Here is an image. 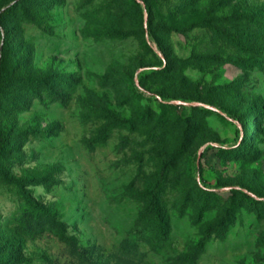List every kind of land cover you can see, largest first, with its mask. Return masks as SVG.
Wrapping results in <instances>:
<instances>
[{
    "label": "rangeland",
    "instance_id": "rangeland-1",
    "mask_svg": "<svg viewBox=\"0 0 264 264\" xmlns=\"http://www.w3.org/2000/svg\"><path fill=\"white\" fill-rule=\"evenodd\" d=\"M0 60V264H264V0H0Z\"/></svg>",
    "mask_w": 264,
    "mask_h": 264
},
{
    "label": "trees",
    "instance_id": "trees-1",
    "mask_svg": "<svg viewBox=\"0 0 264 264\" xmlns=\"http://www.w3.org/2000/svg\"><path fill=\"white\" fill-rule=\"evenodd\" d=\"M6 42H7V38H5V44L3 45V49L6 46ZM2 62V61H1ZM8 77L7 78H2L1 82H0V87H2V85L6 84V82H8ZM4 146V138L2 136H0V150L2 149V147Z\"/></svg>",
    "mask_w": 264,
    "mask_h": 264
},
{
    "label": "water",
    "instance_id": "water-1",
    "mask_svg": "<svg viewBox=\"0 0 264 264\" xmlns=\"http://www.w3.org/2000/svg\"><path fill=\"white\" fill-rule=\"evenodd\" d=\"M1 61V60H0ZM178 104H187V103H184V102H177ZM192 105H195V106H204V105H202V104H199V103H194V104H192ZM205 107H207V108H209V109H213V110H216L215 108H213V107H209V106H205Z\"/></svg>",
    "mask_w": 264,
    "mask_h": 264
}]
</instances>
